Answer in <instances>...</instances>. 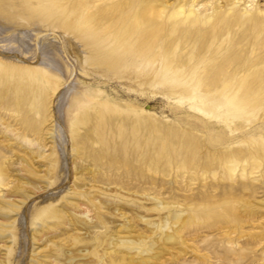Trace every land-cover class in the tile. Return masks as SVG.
<instances>
[{
    "label": "rangeland",
    "instance_id": "1",
    "mask_svg": "<svg viewBox=\"0 0 264 264\" xmlns=\"http://www.w3.org/2000/svg\"><path fill=\"white\" fill-rule=\"evenodd\" d=\"M193 2L202 16L231 17L233 6L227 0H189L188 7ZM242 3L238 11L246 20L258 16L259 9L264 11V0ZM260 17L263 30L257 37L259 43L264 42V14ZM250 29L248 23L234 25L222 39L211 41L218 59L248 57L256 64L249 72L264 75V45L255 42ZM19 30H0V47L13 45L14 58L22 47L10 38L23 32ZM27 34L22 42L31 56L37 37L33 32ZM61 42L57 48L45 44L46 56L39 62L56 57L54 66L64 73L70 92L61 101L67 88L61 91L55 104L49 96L44 114L31 113L29 124H39L42 132L39 147L22 145L0 125L1 189L9 183L1 196L27 203L23 209L7 208L0 216V264H9L13 243L8 237L17 229V224L11 228L4 224L21 220V213L28 238L17 264H264L261 113L249 123H233L230 116L212 115L162 87L156 94L148 85L105 77L86 67L84 71L93 82L72 77L69 60L82 56L72 49L63 50ZM19 116L0 109V121L10 126L16 125ZM97 120L104 125L109 122V128H99ZM55 124L61 128L70 154L69 177L58 183H54L52 171L44 176L54 159L45 156L51 152ZM74 124L78 126L75 132ZM253 129L255 136L249 134ZM27 134L30 139L37 137ZM234 150L253 151L237 163L248 165L249 175L254 172L248 177L252 184L236 197L226 193L232 185L223 179L228 175L223 167ZM255 163L258 169L252 171ZM50 194H59V200L47 214L35 219V205ZM227 203H234L229 215ZM51 211L53 217L47 221ZM211 213L236 220L233 245L223 230L209 228ZM176 214L182 216L179 227L173 219ZM169 235L171 242L167 241ZM217 254L226 259L220 261Z\"/></svg>",
    "mask_w": 264,
    "mask_h": 264
},
{
    "label": "bare ground",
    "instance_id": "2",
    "mask_svg": "<svg viewBox=\"0 0 264 264\" xmlns=\"http://www.w3.org/2000/svg\"><path fill=\"white\" fill-rule=\"evenodd\" d=\"M227 1L233 6L230 9V19L220 17L223 14L202 16L196 10L194 2L188 7L189 0H0V30L19 28V31H23H17L10 38L13 39L12 43H21L22 50L19 48L21 51L17 58L12 56L13 45L8 48L6 45L0 47V109L21 115V123L18 121L16 125L10 126L5 121H0V125L14 139L21 141L22 145L28 148L39 147L42 132L39 124H29L31 113L44 114L47 105L45 101H48L49 96H52L55 104L61 91L67 88L61 101L70 92L64 73H58L54 66L55 63L58 64L56 57L39 62L40 58L46 56L45 44L57 48L60 41L63 50L72 49L82 56V59L77 56L69 60L68 68L72 77L88 79L84 68L97 69L105 77L148 85L156 94L157 88L162 87L168 94L188 98L201 110L212 115L230 116L233 123H249L260 113L264 121V75L249 72V68H254L256 64L248 57L232 55L218 59L219 52L215 51L211 41L214 38L222 39L226 29L234 25L248 23L255 42L259 43L257 37L263 30L260 16L264 11L259 9L258 16L246 20L238 11L243 0ZM31 32L35 33L37 42L34 53L31 52L30 56V49L24 47L22 40ZM57 38L60 40L58 43L54 41ZM259 44L264 45V42ZM228 69L234 72L230 73ZM88 80L93 82L92 78ZM53 117L52 115V119ZM98 120L96 126L109 128V122L106 121L104 125ZM72 128L75 132L78 126L74 124ZM54 129L50 135L51 152L45 156V159H54H51V164L45 165L47 171L44 176L52 171L54 183H58L69 177L70 154L61 128L55 124ZM24 130L33 133V136H37L36 139H30L28 132ZM120 130L123 131V128ZM249 134L255 136L256 130L253 129ZM259 144L264 156V135ZM252 153L251 150H234L229 161L226 160L227 166L223 168L226 167L228 175L223 179L232 185L231 190H226V193L232 192L236 197L252 184L248 177L254 172L249 175L248 165L237 163L238 160L252 156ZM229 163L236 164L229 166ZM257 169L258 165L255 163L252 171ZM237 172L240 173L238 176ZM2 177L4 171L0 164V216L5 215L3 212L7 208L16 210L27 206L24 200L16 203L2 198V190L9 186V183L5 184L1 189ZM238 179L241 181L238 182ZM55 196L50 194L49 198L41 199L35 205V219L49 212L60 198L59 194ZM233 204L227 203L228 215L232 214ZM21 215L22 213L19 214L21 220L15 219L4 224L8 228L17 224L14 234L8 237L13 243L9 264H17L26 248V223ZM87 215L88 212L85 216ZM52 217L51 211L47 221ZM208 217L212 219V222H208L209 228L223 230L224 236L230 240L229 244L233 245L236 220L218 217L213 213ZM173 219L176 227H179L182 216L176 214ZM167 225L165 222V229ZM172 240L169 235L167 241ZM215 257L220 261L226 259L218 254ZM223 264L228 263L223 261Z\"/></svg>",
    "mask_w": 264,
    "mask_h": 264
}]
</instances>
